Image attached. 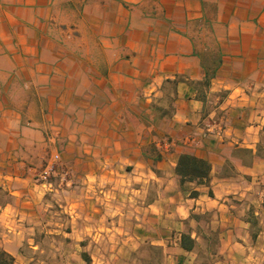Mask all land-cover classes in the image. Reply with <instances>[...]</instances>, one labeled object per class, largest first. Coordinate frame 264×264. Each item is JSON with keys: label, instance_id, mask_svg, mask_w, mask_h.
<instances>
[{"label": "crops", "instance_id": "1", "mask_svg": "<svg viewBox=\"0 0 264 264\" xmlns=\"http://www.w3.org/2000/svg\"><path fill=\"white\" fill-rule=\"evenodd\" d=\"M263 141L264 0H0V248L15 258L49 217L90 264L146 245L157 264H264Z\"/></svg>", "mask_w": 264, "mask_h": 264}, {"label": "rangeland", "instance_id": "2", "mask_svg": "<svg viewBox=\"0 0 264 264\" xmlns=\"http://www.w3.org/2000/svg\"><path fill=\"white\" fill-rule=\"evenodd\" d=\"M261 147H264V141L260 144V150ZM43 220L34 225L33 232L36 238L22 241L17 257H14L16 264H90V259L86 254L79 255L77 247L72 245V242L75 244L74 241L64 238L63 234H60L59 238L53 239L54 235L47 232L52 228L51 219L44 217ZM64 229L62 226L61 230ZM28 236L31 237V234ZM64 249H67L66 252ZM145 251V256L135 255L132 257L134 264H157L160 261L162 255L159 247L146 245ZM203 262L208 263L207 259H204Z\"/></svg>", "mask_w": 264, "mask_h": 264}, {"label": "trees", "instance_id": "3", "mask_svg": "<svg viewBox=\"0 0 264 264\" xmlns=\"http://www.w3.org/2000/svg\"><path fill=\"white\" fill-rule=\"evenodd\" d=\"M208 79L204 81L203 84H208ZM252 151L251 149L247 148H238L236 149V153L234 154L236 157L240 158L242 163H247L250 158H252ZM249 158V159H248ZM193 240L190 235L183 234L181 238V245L185 249L192 248ZM15 258L12 254L0 248V264H14Z\"/></svg>", "mask_w": 264, "mask_h": 264}, {"label": "built area", "instance_id": "4", "mask_svg": "<svg viewBox=\"0 0 264 264\" xmlns=\"http://www.w3.org/2000/svg\"><path fill=\"white\" fill-rule=\"evenodd\" d=\"M215 123L209 122L206 124L203 135L207 136L209 134H215V135H221L222 132V126L214 127ZM59 159V155L56 153L54 154L49 161L46 162L45 166L40 172V178L42 180H48L51 176L52 173L55 170V163Z\"/></svg>", "mask_w": 264, "mask_h": 264}]
</instances>
